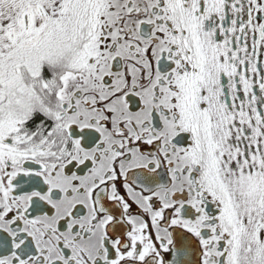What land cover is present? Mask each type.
<instances>
[{
	"label": "snow or ice",
	"instance_id": "obj_1",
	"mask_svg": "<svg viewBox=\"0 0 264 264\" xmlns=\"http://www.w3.org/2000/svg\"><path fill=\"white\" fill-rule=\"evenodd\" d=\"M0 264H264V0H0Z\"/></svg>",
	"mask_w": 264,
	"mask_h": 264
}]
</instances>
